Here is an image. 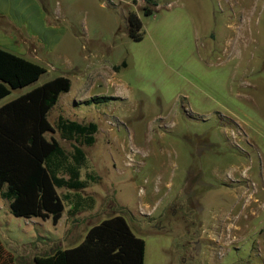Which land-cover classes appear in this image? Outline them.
Here are the masks:
<instances>
[{
  "label": "rangeland",
  "instance_id": "374dc122",
  "mask_svg": "<svg viewBox=\"0 0 264 264\" xmlns=\"http://www.w3.org/2000/svg\"><path fill=\"white\" fill-rule=\"evenodd\" d=\"M59 10L62 45L27 58L46 72L0 106L69 78L46 137L69 151L60 117L97 124L81 145V177L98 179L80 193L94 206L71 216L67 203L53 224L13 215L0 197V239L16 264L76 245L115 214L144 239L143 264H264V0H63ZM131 12L140 41L128 35ZM138 220L150 229L135 231Z\"/></svg>",
  "mask_w": 264,
  "mask_h": 264
},
{
  "label": "trees",
  "instance_id": "16d2710c",
  "mask_svg": "<svg viewBox=\"0 0 264 264\" xmlns=\"http://www.w3.org/2000/svg\"><path fill=\"white\" fill-rule=\"evenodd\" d=\"M151 11L143 7L145 14ZM127 25L129 37L142 40V22L136 13L128 14ZM45 72L42 66L0 48V100L12 90L35 83ZM70 87L68 77L58 76L0 106V197L8 201L15 216L50 219L56 224L67 203L71 216L94 206L91 195L80 193L98 179L91 172L81 177L87 162L81 145L94 143L97 124L60 117L55 128L70 141L69 151L55 137H46L54 131L48 114ZM106 100L93 97L86 103ZM58 188L66 192L60 194ZM144 253V239L123 215L115 214L91 225L76 245L35 254L32 264H143ZM0 264H16L1 239Z\"/></svg>",
  "mask_w": 264,
  "mask_h": 264
},
{
  "label": "crops",
  "instance_id": "0c3cea01",
  "mask_svg": "<svg viewBox=\"0 0 264 264\" xmlns=\"http://www.w3.org/2000/svg\"><path fill=\"white\" fill-rule=\"evenodd\" d=\"M62 1L0 0V48L25 59L37 57L42 49L51 54L57 52L62 45L64 32L68 29L67 14L59 10ZM78 34L74 38L81 42ZM137 222L139 230L135 231L150 229V224L147 228L141 221ZM129 225L132 227L131 223Z\"/></svg>",
  "mask_w": 264,
  "mask_h": 264
}]
</instances>
